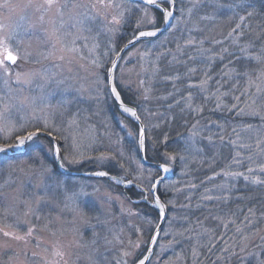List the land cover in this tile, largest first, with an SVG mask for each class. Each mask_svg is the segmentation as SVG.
I'll return each mask as SVG.
<instances>
[{
	"label": "snow or ice",
	"instance_id": "snow-or-ice-1",
	"mask_svg": "<svg viewBox=\"0 0 264 264\" xmlns=\"http://www.w3.org/2000/svg\"><path fill=\"white\" fill-rule=\"evenodd\" d=\"M127 3L128 0H42V3L34 4V0H27L22 5H12L9 0H3L0 7L10 11L19 8L21 13L34 7L41 13L39 19L42 22L46 15L49 16V27L44 29L51 46L47 56L56 55L57 59L67 58L69 62L72 58L69 54L78 55L81 51L77 43L81 37L70 29L91 32L93 25L104 22V31L109 34L107 50L103 57L93 56L90 67L85 70L90 72L97 96L106 91L125 118L119 121V132L105 125L103 135L111 144L94 159L101 167L109 160L115 161L123 170V176H112L111 179L125 188L131 186L137 190L138 199L125 198L129 203L152 206L158 210V219L164 220L166 204L161 192L166 195L169 190L180 192L182 189L175 184H165V176L161 173L172 171L171 165L175 162L180 163L185 176L189 175L191 165L207 164L211 168L217 163L218 156L216 153L209 155V149L217 140L221 145L246 150V160L255 167L249 166L245 171L233 170V165L242 164V154L236 150L222 169L206 176L212 186L204 187L195 205L199 210L203 202H214L215 210L210 208L203 220L196 218L194 223L186 212L182 220L187 226L173 228L170 222L164 234L171 235L172 239L161 244L160 248L163 251L182 241L187 242L190 255L182 250L174 258L175 261L183 259L185 264H264V235L260 229L252 231L259 220H264V201L260 202L259 217L255 206H248L246 212L238 209L243 216L239 221L237 212L225 211L233 199H256L250 194H237L235 181L242 178L246 185L264 186V179L256 174H264V21L252 23L257 16L253 0H135L134 8L128 7ZM132 17H135L134 21ZM225 19L228 31L222 34V38H217L212 33ZM20 20L24 21L25 15H21ZM124 25L131 26L130 37L121 35L117 38L116 33L121 32ZM162 31H167L168 36L159 44L151 39L145 41V38L158 37ZM0 33H3L0 34V83L3 85L0 89V176L7 168L9 175L18 173L22 177L17 194L0 212V235L27 243L36 230L33 225L20 234L23 225L32 217L40 220L31 207L33 197L39 204L50 198L49 188L59 190L65 209L80 212L81 198L92 193L87 191V185L68 187L55 169L45 163L44 143L37 144L41 137L47 141L46 152L61 161V169L65 167L64 162L80 163L86 152L83 139L75 132L79 128V110L71 114L65 126H57V110L67 111L72 101L64 98L53 104V91L40 86L37 94L30 87L36 73L15 70L19 67V60L30 57V53H21L19 47L28 28L17 23L6 30L0 24ZM69 36L73 38L69 40ZM87 39V36L83 37L84 48H88ZM120 39L124 40L122 46ZM97 48L99 45L93 44L88 51L91 54ZM133 58L139 62L141 73H137L139 86L134 92L135 101L129 106L121 89L129 87L124 69ZM105 60H110V66ZM118 60H124L125 65H120ZM117 70L119 77L115 75ZM26 88L28 94H25ZM65 111H59V115L63 116ZM205 111L225 113L226 116L223 120L208 119L205 122ZM233 114L236 118L258 119L259 123L230 127L227 117ZM173 126L184 128V132L176 133L175 144L171 143ZM213 127L217 131L213 132ZM125 138L129 141L126 148L123 146ZM97 142L98 138L92 137L87 150H93ZM149 142L154 157L163 160L155 169L145 168L137 159L141 153L147 158ZM160 148L164 149L162 153ZM19 156L27 157V161H21L27 167L14 162ZM126 163L128 167H125ZM94 175L108 177L110 174L97 171ZM218 178H222L221 182L215 183ZM204 183L188 180L185 187L195 190ZM3 187H11V183L5 180L0 185ZM30 188L42 190V194H35ZM97 191L98 188H93V192ZM4 195L0 191V196ZM108 199H112L110 194ZM116 199L121 200V197ZM185 199L187 203L181 204L180 208H192V197ZM167 203L175 206L174 200ZM22 207L25 219L17 215V210ZM121 212L141 218L147 225L149 238H144L145 228L140 226H134L135 241L130 237L125 241L123 229L119 232L113 230L112 238L105 237L104 243L118 250L115 264H152V255H156L158 264L160 253L154 246L159 241L161 224L148 213L124 208L123 200ZM10 218L12 222H9ZM176 219V216L172 217V221ZM209 220L215 222L214 226L206 223ZM220 228L223 231L218 233ZM229 230H234V234L228 236ZM96 235L94 233V237ZM257 239L259 243H255ZM96 243L98 240L94 239L93 244ZM52 255L63 259L64 253L53 249ZM52 264H58V260ZM165 264H174V260L170 258Z\"/></svg>",
	"mask_w": 264,
	"mask_h": 264
},
{
	"label": "rangeland",
	"instance_id": "rangeland-1",
	"mask_svg": "<svg viewBox=\"0 0 264 264\" xmlns=\"http://www.w3.org/2000/svg\"><path fill=\"white\" fill-rule=\"evenodd\" d=\"M9 2L12 5H22L26 3L27 0H9ZM2 3L3 0H0V4ZM39 3H42V0H34V4ZM133 4L135 3L128 0V7L134 8V6H130ZM21 15H25L24 21L20 20ZM40 15L41 13L36 11L34 7L28 9L26 13H21L19 8L10 11L7 8L0 7V24L4 25L6 30H9L17 23H23L24 26L28 28V34L24 36L19 47L21 53H30V57L28 60H19V67L15 70L36 73L34 82L30 87L35 89L37 94L39 93L40 86H43L46 90L53 91L55 93L53 104H55L57 100L64 98L72 101L67 111L64 109L57 110V115L55 117L56 125L61 127L65 126L71 114L77 113L79 110V128H76L75 132L84 141L86 156L78 164H67V162H64V169L78 175L94 174L97 171H106L109 169L118 173L120 176H123V170L115 161L109 160L101 167L94 159L111 144V141L103 135L105 125H110L113 131L119 132V121L124 119V117L118 116L112 112V99L106 91H101L97 96L95 91L96 85L92 81L90 72L85 70V68L90 67V60L93 56L103 57V53L107 50L109 34L104 31V22L93 25V30L91 32H78L76 29H70L75 35L81 37L77 42L78 45L81 46V51L78 55L69 54L72 57L71 62H69V59L67 58L65 60H59L56 55L47 56V52L50 50L51 46L47 42L44 29L49 27L47 23L49 16L46 15L45 20L42 22L39 19ZM178 15L179 13L177 12V16ZM262 21H264V17H258L257 15L252 23L259 24ZM69 23H71V21H69ZM173 23H175V21H173ZM29 25H31L30 28L28 27ZM66 30H68L67 26ZM227 31L228 24L225 19L224 22L217 25L212 34L217 38H222V34H226ZM121 33L122 32H117L116 37L119 38L122 35ZM85 36L88 37V48H91L93 44L99 45V48H97L94 53L90 54L88 48L83 47V44L85 43L83 37ZM166 36H168L167 31L161 36L151 40L153 43L159 44ZM72 38V36L68 37L69 40ZM122 40L123 39L119 40V44H121ZM137 47H140V45H137ZM129 51H132V49L130 48ZM57 55H59V53H57ZM124 55L126 56L127 53ZM46 56L47 58H45ZM81 56L84 58L81 59ZM105 63L109 66L110 60H105ZM119 64L123 66L125 65V61L120 60ZM124 70L126 72L125 81L129 87H125L121 89V91L134 102V92L139 86L137 73H141L140 64L137 59L133 58L132 62L128 63ZM115 75L119 77V70H117ZM0 89H3L2 83H0ZM25 94H28L27 88L25 89ZM230 99L231 98L229 97V100ZM152 106L154 107L155 105L153 104ZM208 107L211 108L212 105H209ZM59 111H65V114L61 116L59 115ZM225 116V113L220 112L213 113L211 111H205L204 113L205 122L208 119L223 120ZM85 117H87L86 120ZM227 119L230 127H238L242 123H259L258 119L251 117L236 118L234 114L227 117ZM211 130L213 132L217 131L214 127ZM171 131H174V127ZM175 131V133L184 132V128L176 127ZM64 134L68 135L67 132ZM0 135H2V133H0ZM92 137H97L98 142L93 145V150H87V144ZM232 138L235 139V137ZM176 142L177 141H174L172 144H175ZM40 143H44L45 146V163L47 166L58 170L55 158L46 152L47 141H37V144ZM63 143L64 141H61V144ZM68 143L69 145L71 144V139H69ZM128 143L129 141L125 138L123 146L126 148ZM113 147L115 148L117 146L113 145ZM236 150H239L242 154V164L233 165V170L245 171L249 166L255 167V165H249L246 160V150L233 149L231 145L227 144L221 145L218 140L215 142V146L209 149V155L216 153L218 156L217 163L211 168L207 164H204L203 166L191 165L189 175L185 176L182 174L179 162H175L171 165L172 178L165 180V184H175L177 187L181 188L182 191L175 192L169 190L166 195L163 191L161 192L162 200L166 204L167 217L161 230L159 241L155 245L156 252L160 253L158 264H165V261L170 258L174 260V264H185L183 259L175 261L174 258L177 253H182V250H186L185 254L190 255L188 243L182 241L178 245H173L171 248L161 251L160 245L166 244L168 240L172 239L171 235L165 236L164 233L169 229L170 222L173 228H178L181 225L187 226L182 220V217L186 212L190 215V219L194 223L196 218L203 220L208 215V210L210 208L213 209V211L215 210L214 202H203L202 207L199 210L190 211L196 209L195 205L199 202V197L201 193H203L204 187L212 186V182H208L205 179L206 176L212 175L213 171H219L222 169L225 163L230 161L231 156L235 155ZM159 151L162 153L164 149L161 150L160 148ZM137 159H139V157H137ZM257 159L259 160L260 158L258 157ZM21 161H27V157L19 156L14 161L17 165L27 167V164H21ZM59 162L61 163V161ZM125 167H128L127 163L125 164ZM62 174L63 175L60 177L65 181L68 187L87 185V191L92 193L90 196L81 198V211L77 212L65 209L59 190L49 188L48 195L50 198L45 199L39 204L35 203L33 197L31 207L35 214L40 216V220H36L32 217L28 224L23 225L20 234H23V232L27 231L28 227L34 225L36 230L35 235L28 238L27 243L23 241L17 242L0 235V264H52L53 261L57 260L58 264H115V258L119 254L118 250L114 249L111 245H106L104 243L105 237L108 239L112 238L113 230L119 232L123 229V238L125 241H127L129 237L135 241L137 235L135 234L134 226H140L145 228L144 238H149V233L146 230L147 225L141 218L136 216L130 217L126 213L121 212V200H123L124 208H133V210H137L135 208L137 204L133 205L129 203L128 199H125L130 198L131 200H136L132 198L133 193H138L134 187L129 186L125 188L120 186V184L109 182L102 178H89ZM256 174L264 179V174L258 172ZM110 175L117 176L115 174ZM21 179L22 177L20 174L9 175L8 169L5 168L4 175L0 176V185H3L5 180H7L11 183V187L0 188V191L5 194L4 196H0V212H2L3 207L9 204L11 198L17 194L16 190L19 188ZM188 180H192V182L197 184H199L200 181H205V183L200 188L191 190L185 187ZM221 180L222 178H218L215 183H220ZM235 183L237 185V194H250L256 197V199L252 201H236L233 199V201L226 206L225 211L230 209L233 212H237V220L239 221L243 216L237 211L238 209H243L244 212H246L248 206H255L258 209L257 216L259 217V210L261 208L260 202L264 201V186L246 185L242 178L235 181ZM163 187L164 186L162 185L161 188L163 189ZM93 188H98L99 191L93 192ZM29 190L35 194H42V190L31 188ZM109 194L112 197L111 200L108 199ZM117 196H120L121 200H117ZM187 196L192 197L191 204L193 208L187 210L181 209L180 205L187 203L185 199ZM24 198L26 197H21V199ZM169 200H174L175 206L168 204L167 202ZM23 211H25L23 207L18 209L17 215H20L22 219H25L22 215ZM153 212L155 211L153 210ZM148 214L158 222L159 219L157 212H155L156 215L151 213ZM173 216L177 217L175 221H172ZM9 222H12L11 218L9 219ZM206 223L214 226L215 222L209 220ZM45 225L48 226L45 227ZM256 229L262 230L261 234L264 235V220H259L252 231H255ZM221 231H223V228L217 229L218 233ZM94 233L97 234L95 237ZM233 234L234 230H229L228 236ZM94 239L98 240V243L93 244ZM38 243L40 245L39 247H37ZM255 243H259V240L257 239ZM45 249H47V251H45ZM53 249L62 251L64 253L63 259L53 257ZM34 253L35 255H33ZM151 259L152 264H157L156 255H152ZM201 259H203V257H201Z\"/></svg>",
	"mask_w": 264,
	"mask_h": 264
},
{
	"label": "trees",
	"instance_id": "trees-1",
	"mask_svg": "<svg viewBox=\"0 0 264 264\" xmlns=\"http://www.w3.org/2000/svg\"><path fill=\"white\" fill-rule=\"evenodd\" d=\"M254 2V4H255V8H256V10H257V15H258V17H264V0H254L253 1ZM130 6H134L135 7V4H133V5H130ZM157 15L159 16V13H157ZM132 19H133V21L135 20V17H132ZM161 23H162V19H161ZM122 33V35L124 36V37H130V35H131V26L130 25H124V27H123V29H122V31H121ZM124 43V40H122V42H121V46H122V44ZM122 94H123V98L125 99V101L127 102V104L128 105H131L132 106V104L134 103L132 100H130L123 92H122ZM111 109H112V112L114 113V114H117L118 116H122V117H124L125 118V116L124 115H122L118 110H117V108H116V106L113 104V102L111 101ZM174 127V131H171V135H172V141H171V143H174V141H176V131H175V128H176V126H173ZM41 141H46L43 137H41V139H40ZM148 153H147V158H146V160L147 161H149V162H154V163H161V162H163V160L162 159H157V158H155L154 157V154H153V152H152V146H151V143L150 144H148ZM163 148H161V150H162ZM55 171H56V173L59 175V176H62L63 174L62 173H60L57 169H55ZM107 172H109V174H115V175H117V176H120L118 173H116V172H114V171H111V170H106ZM132 198H134V199H138V193H133V196H132ZM135 208L136 209H139L141 212H143V213H151V214H155V212H153V210L152 209H150L147 205H145V204H143V203H140V204H137L136 206H135ZM193 208V207H192ZM190 211H197V209H192V210H190ZM156 215V214H155ZM192 221V220H191Z\"/></svg>",
	"mask_w": 264,
	"mask_h": 264
},
{
	"label": "water",
	"instance_id": "water-1",
	"mask_svg": "<svg viewBox=\"0 0 264 264\" xmlns=\"http://www.w3.org/2000/svg\"><path fill=\"white\" fill-rule=\"evenodd\" d=\"M129 1H131V2H133V3H135V0H129ZM167 26H165V28H166ZM166 31H162V34L163 33H165ZM162 34H160L159 36H161ZM158 36V37H159ZM157 38V37H156ZM149 39H155V38H145V40H149ZM125 53H123L122 55H124ZM115 58V57H114ZM118 63H120V60H118ZM110 66V65H109ZM112 99V98H111ZM113 101V100H112ZM114 103V102H113ZM115 104V103H114ZM115 106L117 107V109L119 110V108H118V106L115 104ZM120 111V110H119ZM139 160L144 164V167H147V168H151V169H155L156 167H157V164L158 163H154V162H149V161H147L145 158H144V154L143 153H141L139 156ZM55 161H56V167L62 172V173H64V174H69V175H73V176H84V177H89V178H102V179H106V180H108L109 182H114L112 179H111V177L113 176V175H109L108 177H98V176H95L93 173H91V174H86V175H78V174H76V173H71V172H68V171H66L64 168L63 169H61L60 167H59V164H60V162H59V160H57V159H55ZM161 175H164L165 176V180H169V179H171L172 178V174H171V171L169 172V173H166V174H164V173H161ZM120 186H122V187H124V185L123 184H120ZM147 206H149V205H147ZM149 208H151L152 210H154L155 212H157V214H158V210L157 209H155L154 207H152V206H149ZM166 217H167V211H166ZM166 219V218H165ZM165 219L164 220H158V222L161 224V229L159 230V236H160V234H161V230H162V228H163V225H164V222H165ZM154 231H156L155 229H154ZM155 247V246H154ZM152 257V256H151Z\"/></svg>",
	"mask_w": 264,
	"mask_h": 264
}]
</instances>
